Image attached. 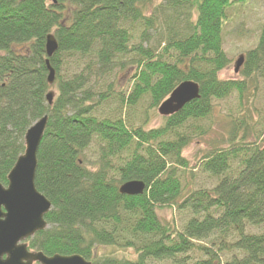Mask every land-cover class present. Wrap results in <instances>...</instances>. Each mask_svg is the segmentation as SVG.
Returning <instances> with one entry per match:
<instances>
[{
	"label": "trees",
	"instance_id": "obj_1",
	"mask_svg": "<svg viewBox=\"0 0 264 264\" xmlns=\"http://www.w3.org/2000/svg\"><path fill=\"white\" fill-rule=\"evenodd\" d=\"M248 1L0 0L2 185L24 153L28 129L49 117L35 185L52 209L29 250L92 264H264V147L241 142L243 134L231 139L238 147L203 154L202 171L218 180L212 189L189 191L180 174L193 142L184 128L209 118L215 102L237 94L242 103L248 92L252 99L264 77V25L245 53L243 81L220 77L231 64L223 44L230 8ZM48 35L58 43L49 59L52 86ZM128 65L137 70L132 91L114 92L106 77ZM186 81L198 84L200 98L160 127L124 117L145 96L159 108ZM114 100L121 106L113 108ZM247 126L234 123L232 135ZM130 181L144 182L145 193L121 195ZM165 208L190 214L182 230L159 218Z\"/></svg>",
	"mask_w": 264,
	"mask_h": 264
},
{
	"label": "rangeland",
	"instance_id": "obj_2",
	"mask_svg": "<svg viewBox=\"0 0 264 264\" xmlns=\"http://www.w3.org/2000/svg\"><path fill=\"white\" fill-rule=\"evenodd\" d=\"M155 1L159 3L163 0ZM263 25L264 0H249L246 4L230 8L228 20L223 30V44L231 64L221 72V79L243 81L241 75L234 72L236 62L240 56H245L246 51L255 48ZM134 33V42L138 44L140 38L135 31ZM136 71V67L131 66L129 68V65L125 70L116 68L112 75L106 77L108 79L106 84L111 83L114 92L119 91L127 94L132 91L135 85L133 77ZM257 81V89L251 88V93L255 94L252 99L249 98L250 94L248 92L242 103L239 101L237 94L224 101L215 102V108L209 118L200 122L190 123L188 127L184 128V131L187 130L185 133L190 135L193 141L183 153L188 161L189 168L180 169L182 184L189 191L212 189L218 184L216 178L202 171L199 160L202 159L203 154L207 151H211L215 147L228 149L230 145L238 147L236 146L238 145L237 141L232 143L231 139L233 136L239 139L243 134H245L244 140L241 142L260 144L261 147H264V77H257ZM103 82L105 83V81ZM94 83L95 79H92L91 84ZM112 106L113 108H118L121 106V102L118 101L117 104L116 100H114ZM123 110L124 117H129L138 126L145 124L148 129H151L163 125L164 117L159 114L158 108L151 107V101L148 96H145L134 110H131V115L128 114L126 109ZM246 113L248 114L247 116L245 115ZM240 122H248L247 128L243 133L240 132V135H232L234 123L238 124ZM96 149L97 145H94L92 150L96 151ZM94 153L90 152L87 154L91 162L96 158L93 156ZM158 216L164 222L172 223L178 230H182L190 218L189 213H181L176 209L170 210L169 208L159 210ZM202 245L216 250V247L210 246L209 242H205ZM128 253V255L133 254V252ZM201 256H203L201 253L195 254L193 260L201 258ZM230 256L231 253L223 254L221 259L224 261ZM167 264H171V262L168 261Z\"/></svg>",
	"mask_w": 264,
	"mask_h": 264
},
{
	"label": "water",
	"instance_id": "obj_3",
	"mask_svg": "<svg viewBox=\"0 0 264 264\" xmlns=\"http://www.w3.org/2000/svg\"><path fill=\"white\" fill-rule=\"evenodd\" d=\"M55 1V0H54ZM48 82L53 85L55 71L49 59L58 51V43L53 35L46 39ZM244 56L236 62L234 72L239 73L244 65ZM200 98L197 83H181L158 108L163 117L178 113L185 105ZM46 99L50 105L54 94L48 93ZM48 115L36 121L24 137V153L18 157L10 171L7 186L0 183V264H92L80 255L46 256L39 251L29 250L28 240L48 228L46 215L52 209L51 202L40 193L35 185L38 167V151L44 138ZM146 185L142 181H130L119 188L124 196H142Z\"/></svg>",
	"mask_w": 264,
	"mask_h": 264
}]
</instances>
